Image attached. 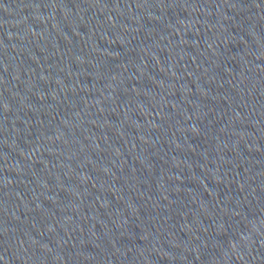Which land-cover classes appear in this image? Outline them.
<instances>
[{"label": "water", "instance_id": "95a60500", "mask_svg": "<svg viewBox=\"0 0 264 264\" xmlns=\"http://www.w3.org/2000/svg\"><path fill=\"white\" fill-rule=\"evenodd\" d=\"M264 179V0H0V264H188Z\"/></svg>", "mask_w": 264, "mask_h": 264}]
</instances>
